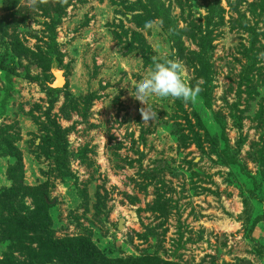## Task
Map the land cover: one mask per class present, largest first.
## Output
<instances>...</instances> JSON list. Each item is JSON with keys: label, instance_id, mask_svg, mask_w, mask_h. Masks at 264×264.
I'll return each instance as SVG.
<instances>
[{"label": "rangeland", "instance_id": "1", "mask_svg": "<svg viewBox=\"0 0 264 264\" xmlns=\"http://www.w3.org/2000/svg\"><path fill=\"white\" fill-rule=\"evenodd\" d=\"M136 3L0 0V264H264V0ZM165 59L201 91L145 121Z\"/></svg>", "mask_w": 264, "mask_h": 264}, {"label": "clouds", "instance_id": "2", "mask_svg": "<svg viewBox=\"0 0 264 264\" xmlns=\"http://www.w3.org/2000/svg\"><path fill=\"white\" fill-rule=\"evenodd\" d=\"M151 22L145 23V28H151ZM199 86H190L184 79V65L178 59H165L155 63L154 67L140 79L132 91V95L141 101L146 108L141 110L145 121L154 119L152 112L145 101L152 96L160 98H175L183 101L195 100L199 95Z\"/></svg>", "mask_w": 264, "mask_h": 264}, {"label": "trees", "instance_id": "3", "mask_svg": "<svg viewBox=\"0 0 264 264\" xmlns=\"http://www.w3.org/2000/svg\"><path fill=\"white\" fill-rule=\"evenodd\" d=\"M156 0H146L147 5L142 4L141 5V0H138V3H136L138 6H140L141 8H144L145 10L148 11L147 7H152L155 10V3ZM143 3V2H142ZM264 6V3H263ZM262 11L264 12V8H262ZM248 30H250V28H248ZM255 44V41H253L251 43V49H254L253 45ZM203 65L208 66L207 61H203L201 62ZM42 153L46 152V150H41ZM17 153V152H15ZM49 157L50 155H52L50 150H47L46 153ZM45 154V155H46ZM37 156V154H36ZM8 157V156H6ZM16 160V164L12 167L8 166L6 169V174L8 177H10V180H20L19 177H22V161H21V156L19 153L14 154L13 156ZM8 158L12 159L11 156H9ZM51 241V240H49ZM90 243V242H88ZM57 244V242L54 243ZM89 254L86 253H81V251L79 250L78 246L76 244L70 245L67 247V245H65V247H63V251H62V256L68 261V264H152L149 263L151 261H146L145 259H132V258H127V259H104L102 256H100L98 254V252L92 250V246L91 244H89ZM67 249H69V251L71 250V254H68V259L66 257V251ZM87 249V248H86ZM56 248L55 249H51V250H45L40 248V251H38L36 253V261H33V264H51L53 262H56L57 259V255L55 254ZM59 260V258H58ZM155 264V262L153 263Z\"/></svg>", "mask_w": 264, "mask_h": 264}, {"label": "water", "instance_id": "4", "mask_svg": "<svg viewBox=\"0 0 264 264\" xmlns=\"http://www.w3.org/2000/svg\"><path fill=\"white\" fill-rule=\"evenodd\" d=\"M54 74H55V81L53 82L52 87L57 88V87L64 84V78L61 76L62 73L57 71V70L54 71ZM240 264H252V263L248 260H244V261L240 262Z\"/></svg>", "mask_w": 264, "mask_h": 264}, {"label": "bare ground", "instance_id": "5", "mask_svg": "<svg viewBox=\"0 0 264 264\" xmlns=\"http://www.w3.org/2000/svg\"><path fill=\"white\" fill-rule=\"evenodd\" d=\"M62 86V85H61Z\"/></svg>", "mask_w": 264, "mask_h": 264}]
</instances>
